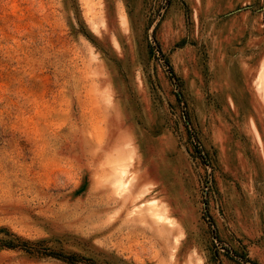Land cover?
<instances>
[{
    "label": "rangeland",
    "instance_id": "374dc122",
    "mask_svg": "<svg viewBox=\"0 0 264 264\" xmlns=\"http://www.w3.org/2000/svg\"><path fill=\"white\" fill-rule=\"evenodd\" d=\"M0 264H264V0H0Z\"/></svg>",
    "mask_w": 264,
    "mask_h": 264
},
{
    "label": "trees",
    "instance_id": "16d2710c",
    "mask_svg": "<svg viewBox=\"0 0 264 264\" xmlns=\"http://www.w3.org/2000/svg\"><path fill=\"white\" fill-rule=\"evenodd\" d=\"M50 254H54V256H57V257L66 258V259H68V260H73L72 262L75 261V260L73 259L74 257L63 256V255H60L59 253H50Z\"/></svg>",
    "mask_w": 264,
    "mask_h": 264
},
{
    "label": "bare ground",
    "instance_id": "6f19581e",
    "mask_svg": "<svg viewBox=\"0 0 264 264\" xmlns=\"http://www.w3.org/2000/svg\"><path fill=\"white\" fill-rule=\"evenodd\" d=\"M149 214L151 217H156V215H158L157 212H155L154 210H150Z\"/></svg>",
    "mask_w": 264,
    "mask_h": 264
}]
</instances>
